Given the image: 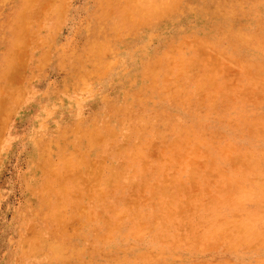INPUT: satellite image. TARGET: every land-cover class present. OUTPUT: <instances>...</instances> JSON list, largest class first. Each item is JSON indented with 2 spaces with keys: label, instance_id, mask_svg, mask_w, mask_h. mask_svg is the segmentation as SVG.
Returning a JSON list of instances; mask_svg holds the SVG:
<instances>
[{
  "label": "rangeland",
  "instance_id": "obj_1",
  "mask_svg": "<svg viewBox=\"0 0 264 264\" xmlns=\"http://www.w3.org/2000/svg\"><path fill=\"white\" fill-rule=\"evenodd\" d=\"M0 264H264V0H0Z\"/></svg>",
  "mask_w": 264,
  "mask_h": 264
}]
</instances>
